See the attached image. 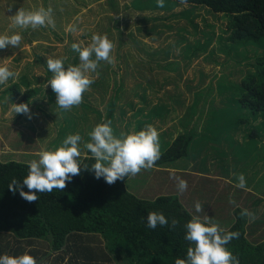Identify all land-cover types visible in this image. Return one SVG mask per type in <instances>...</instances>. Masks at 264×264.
Returning <instances> with one entry per match:
<instances>
[{"label":"rangeland","instance_id":"374dc122","mask_svg":"<svg viewBox=\"0 0 264 264\" xmlns=\"http://www.w3.org/2000/svg\"><path fill=\"white\" fill-rule=\"evenodd\" d=\"M40 7L53 9L54 29L12 26V16L20 8ZM230 21L227 14L204 5L179 3L175 8L166 4L161 8L157 0H0V35L19 32L23 36L20 48L0 49V66L16 73L15 79L0 85V160L38 161L42 149L55 150L76 133L82 137V158L89 133L103 122L109 102L115 100L113 131L117 137L152 125L164 149L186 129L198 134L188 158L132 176L128 187L133 193L147 199L177 195L194 215L201 214L195 211L197 201L207 212L214 204L213 209L224 207L232 212L244 202L257 201L253 208L264 213V192L259 193L264 191V161L259 160L264 154V118L252 120L262 128L256 137L261 143L259 150L239 159L235 149L242 152L237 143L251 139L250 126L236 128L237 113L222 120L220 113L212 110L235 104L233 88L236 90L235 85H241L247 75L257 73L264 55V46L256 41L247 45L234 42ZM94 34L107 35L114 43L110 53L113 63L101 61L99 75L91 73L95 81L83 94V102L65 111L47 85L53 73L46 61L67 56L65 68L78 65L79 53L72 44L87 46ZM15 84L20 87L17 97L8 91ZM22 99L28 103L31 119L12 110ZM194 102L197 108L191 114ZM240 115L248 116L249 111L244 109ZM229 135L235 142L228 140ZM241 173L251 186H236ZM175 177L187 181L185 192L178 191ZM255 180L259 181L254 184ZM240 189H244L241 194ZM86 241L99 249L105 240L94 235ZM40 242L42 245L36 246H50L47 241ZM111 264L120 263L112 260Z\"/></svg>","mask_w":264,"mask_h":264},{"label":"trees","instance_id":"16d2710c","mask_svg":"<svg viewBox=\"0 0 264 264\" xmlns=\"http://www.w3.org/2000/svg\"><path fill=\"white\" fill-rule=\"evenodd\" d=\"M172 1L176 4L164 3L169 8H175L179 3L204 5L216 13L227 14L231 17L234 42L247 45L256 41L264 46V0ZM235 86V104L212 110H217L222 120L230 119L231 114L237 113L236 128L240 124L250 126L252 131L249 137L251 142H255L253 138L260 135L262 128L252 120L260 116L264 118V55L260 59L257 73L247 75L241 85ZM8 91L11 96L17 97L20 87L15 84ZM115 108V100L110 101L103 120H111L112 128ZM196 108L194 102L191 114ZM244 109L249 111L248 116L240 115ZM197 135L194 130H184L167 143L164 149H160L161 156L155 166L188 158L192 144L198 141ZM232 137L229 135L228 140L234 141ZM237 144L238 150L243 149L242 152H236L238 157L248 154L247 146L241 142ZM253 146L251 143L250 147ZM81 160L89 164V167L95 163L88 150ZM28 166L29 163L0 160V254H3L4 248L13 247L12 240L17 243V252L44 240L50 246L47 252L39 249L43 257L37 258L43 261L51 256L53 250L62 251L54 264H58L61 258L64 260L65 256L68 257L66 264H111L112 260L120 264H175L177 258H186L188 247H194L184 239V225L194 214L177 195L143 198L129 189L128 182L132 176L108 185L103 178L96 179L94 172L82 169L81 174L73 177L62 192L54 189L51 194L37 193L38 201L29 203L19 195L18 190L13 194L8 187L13 178L22 184L28 174ZM23 190L28 191L26 186ZM244 210L243 207L237 208L235 223L225 229L239 233V237L232 239L226 247L239 258L240 264H264V242L255 245L247 239L249 216H241ZM150 211L162 212L169 220V225L172 218L179 223L175 228L158 225L156 229H150L147 227ZM94 235H101L105 240L99 249L93 248L86 241L88 236ZM10 236L11 242L6 240ZM32 253L37 255L36 249Z\"/></svg>","mask_w":264,"mask_h":264},{"label":"clouds","instance_id":"9594fccd","mask_svg":"<svg viewBox=\"0 0 264 264\" xmlns=\"http://www.w3.org/2000/svg\"><path fill=\"white\" fill-rule=\"evenodd\" d=\"M157 6L163 8L164 0H157ZM12 26L23 30L29 27L36 30L38 27L55 28L53 9L40 7L35 10L20 8L12 16ZM72 31H76L75 28ZM23 36L17 32L12 35H0V49L8 46L20 48ZM72 49L79 53L80 63L69 64L65 68L67 56L47 59V68L53 73L47 85L51 86L56 95V104L65 111H70L73 106H79L83 102V94L94 83L100 62L113 63L110 53L115 48L114 43L107 35L94 34L91 43L83 46V42L73 43ZM94 56V59H93ZM16 73L6 66H0V85L6 84L9 78L15 79ZM12 110L17 114H25L32 118L28 104H13ZM112 121L107 120L97 124L89 133L90 142L83 145L91 153L95 163H84L81 158L79 133L70 134L63 140L62 145L55 150L42 149L38 155L39 160H32L28 166V174L23 178L22 184L13 178L9 184V190L16 193L29 203L38 201L37 193L51 194L54 189L63 191L73 177L79 176L82 169L94 172L95 178H103L108 185L115 184L118 180L124 181L129 176H136L141 170H151L161 156L159 132L152 125L145 129L129 134L120 133L117 137L111 127ZM88 158V157H86ZM178 181L177 189L180 193L187 190V181L175 177ZM239 188H245L246 181L241 173L237 177ZM27 187L28 191L23 190ZM230 203L234 201L230 200ZM195 211H204L203 205L197 201L194 204ZM247 210L241 212V216H249ZM178 220L172 218L171 224L162 212L150 211L147 216V227L156 229L159 226L175 228ZM186 234L184 239L194 247L187 249L185 259L177 258L175 264H240L239 258L234 255L226 245L239 237L238 232H228L221 228L219 223L208 215H193L184 225ZM0 264H37L36 259L25 252L19 256L8 254L0 255Z\"/></svg>","mask_w":264,"mask_h":264},{"label":"crops","instance_id":"0c3cea01","mask_svg":"<svg viewBox=\"0 0 264 264\" xmlns=\"http://www.w3.org/2000/svg\"><path fill=\"white\" fill-rule=\"evenodd\" d=\"M253 139H254L255 142H251V140H249L254 145L253 147H250V144H251L250 142H247V143L244 144L245 147L247 146L246 149L248 151V154L256 153L259 150V147L261 146V143H260L259 140L257 141L255 138H253ZM231 147L233 148V146H231ZM235 152H237L236 149H235ZM235 152H233V153H235ZM246 155L239 156V159H243V157H246ZM259 160L260 161L261 160L264 161V154H263V156H260ZM258 181L259 180H257V181L255 180L254 184L256 182H258ZM251 185L252 184H248L246 182V186H251ZM242 190L244 191V189L238 190L240 194L243 193ZM261 192H264V191L260 189L259 193H261ZM256 202H251V203H247V204H245L246 202H244V206H243V208H245L248 211V213L251 214V215H249L248 223L246 225V237L251 243H253L255 245L264 242V213L260 214V211H258L257 207L253 208L256 205ZM214 206H216V205L214 204L213 206H209L208 208L211 209V207H212V209L208 210V212H207V209H204V211H202L201 214H197V215L201 216V217L205 216V215H208L209 217H212L215 221H217L219 223L220 227L223 228V229H228L229 227H231L236 221V216H235V210L236 209L234 208L232 210V212H230V211H227L224 207H217L216 209H213ZM239 207L240 206H237V208H239ZM209 211H210V213H209ZM254 213L257 214V216L254 217V215H253ZM226 223H228L229 225H228V227L224 228L223 225L226 224ZM6 240L11 242L12 236L8 237V239H6ZM40 241H44V240H39V242L37 241L35 243H32V245H28L27 247H24V251L17 252L16 251L17 243H16L15 240L14 241L12 240L11 244L13 245V247L4 248L3 251H2L3 254L1 253L0 255L8 254V255H11V256H19V255H22L25 252H27L29 255L33 256L36 259L37 264H54L56 258L58 256H60V253L62 251L53 250V252H51V256L50 257H46V260L41 261L37 257L38 256L43 257V252H40L38 250L41 249V250H45L47 252L49 247H38V246H36L37 244L42 245V243ZM34 249H36L37 255L32 253V250H34ZM66 258H68V257L65 256L64 260L62 258L59 259L58 260L59 261L58 264H66L68 262V260Z\"/></svg>","mask_w":264,"mask_h":264}]
</instances>
